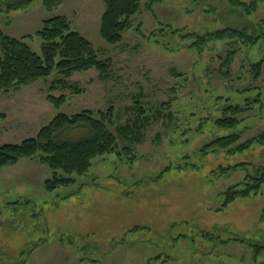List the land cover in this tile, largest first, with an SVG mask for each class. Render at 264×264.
Segmentation results:
<instances>
[{
  "label": "rangeland",
  "instance_id": "rangeland-1",
  "mask_svg": "<svg viewBox=\"0 0 264 264\" xmlns=\"http://www.w3.org/2000/svg\"><path fill=\"white\" fill-rule=\"evenodd\" d=\"M8 1L0 0L6 34L27 36L41 52L37 31L46 19L65 15L113 66L105 79L96 68L76 72L54 91L57 68L31 84L0 90V144L36 136L61 111L91 109L99 117L113 108L114 132L139 118L148 122L132 149L126 151L120 138L117 152L96 158L89 174L54 191L45 187L53 170L39 156L0 167V260L32 249L27 264H264V248L253 246H264V185L258 195L216 210L223 191L264 165V143L237 151L264 133V0H257L252 15L233 0H141L118 43L101 35L103 0H63L51 9L33 0L15 10L5 7ZM226 27L262 36L255 45L235 39L194 45L197 35ZM229 50L235 56L226 67ZM259 61L262 71L254 78L252 65ZM49 94L67 100L56 108ZM231 105L251 108L237 126H218L214 119ZM237 131L241 139L233 152L203 154L211 142ZM91 135L85 126L58 133L72 140ZM239 163L247 166L216 172ZM135 226L141 228L131 230Z\"/></svg>",
  "mask_w": 264,
  "mask_h": 264
},
{
  "label": "trees",
  "instance_id": "trees-1",
  "mask_svg": "<svg viewBox=\"0 0 264 264\" xmlns=\"http://www.w3.org/2000/svg\"><path fill=\"white\" fill-rule=\"evenodd\" d=\"M63 0H42L46 8H54L62 3ZM105 11L101 19V35L108 42L118 43L123 39V34L132 26L133 16L140 11L141 0H103ZM33 0H10L5 3L9 10L27 7ZM233 5L245 11L246 15H252L258 7L257 0L250 2L233 0ZM0 4V10L2 9ZM264 27V19L260 21ZM42 38L41 52H37L25 41L27 36L17 38L6 34L1 25L0 18V90L9 91L12 88H20L31 84L42 77L49 76L55 68L59 70L61 78L55 80L50 85V90L57 89L58 84L67 86V80L74 73L96 68L100 72V78L105 79L110 76L112 62L109 59H101L93 43L82 35L79 31L72 28V24L67 16L56 15L46 19L43 27L37 31ZM261 34H252L248 29L226 27L204 35H197L195 46L203 47L211 41L235 39L246 45H255L261 38ZM196 37V35H195ZM228 56L224 60L226 67H229L234 59L235 50L228 51ZM263 61L252 65L254 78L261 74ZM75 92L78 86L71 84ZM48 100L56 108H60L67 100L65 94L55 96L48 95ZM248 99L247 101H249ZM255 99L254 101H258ZM241 105L228 106L224 109V115L214 119L220 127H235L241 119L238 117L247 109ZM141 112L144 110L140 108ZM148 118H139L133 124L121 125L114 132L111 126L113 121V108L107 112H100L96 116L93 110L84 109L74 114L58 112L55 117L34 137L24 139L19 143L0 144V167L16 164L22 158L39 156L40 160L47 163L53 170L51 177L45 180V187L49 191H54L60 186H67L77 182V176L90 173L96 158L105 154L117 152L119 149V139L125 141L124 149L129 151L132 146L140 141L141 128ZM85 126L92 131V135L76 140L63 139L58 137V133L67 127ZM241 139V132L221 136L204 148L203 154H209L217 148H231ZM264 143V133L252 138L243 144L238 145L237 151H244L254 143ZM187 166V165H185ZM247 164L239 163L233 166H221L217 171L227 173L239 167L245 168ZM172 166H167L160 173L170 170ZM254 172H248L244 180L230 186L222 193L223 202L216 209L221 211L237 198L258 195L264 185V165L254 166ZM83 185V184H82ZM239 185H242L239 188ZM72 194H68V197ZM264 215V210H263ZM141 227L135 226L131 230H138ZM209 236L210 234H205ZM245 241L244 238L231 240ZM230 239L225 242L231 241ZM59 241L66 244L64 237ZM69 242H72L69 240ZM253 244V243H252ZM257 251H261L264 246L253 244ZM32 249H24L17 253V258L8 261L0 260V264H27V257ZM27 256V257H26Z\"/></svg>",
  "mask_w": 264,
  "mask_h": 264
}]
</instances>
